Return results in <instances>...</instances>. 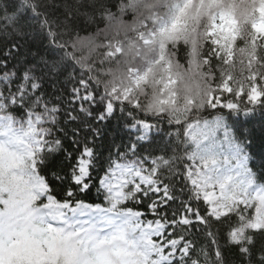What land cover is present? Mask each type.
Returning a JSON list of instances; mask_svg holds the SVG:
<instances>
[{
  "label": "trees",
  "instance_id": "1",
  "mask_svg": "<svg viewBox=\"0 0 264 264\" xmlns=\"http://www.w3.org/2000/svg\"><path fill=\"white\" fill-rule=\"evenodd\" d=\"M117 3L118 0H0V65L6 63L0 69V115L26 123L22 111L13 107L19 102L18 96L14 99L13 71L17 78H23V71L27 70L30 82L33 79L41 84L56 82V88L71 87L83 80L93 91L104 93L108 98L109 93L88 66L91 62L87 61L84 51L97 38L105 39L106 17L116 11ZM238 3L250 7L238 11ZM262 9L264 0H232V6L225 10L236 20L235 31L227 40L231 41L229 60H234V48L245 45L240 24H248L252 33L247 52L250 86L236 91L229 83L232 77L228 76L215 95L224 104L235 101L239 108L227 110L210 105L181 122L141 112L126 100L111 96L117 103L115 110L108 113L106 106L104 113L96 114V124L83 126L84 133L92 132L97 139H106L111 151L104 154L102 167L94 163L87 190L69 185L75 191V196L69 198L68 187L53 185L56 200L108 209L112 201L103 185L114 167L129 163L146 167L147 161L154 167L152 175L158 182L168 185L172 197L168 201L170 214L179 219L184 207L193 204V214L181 218L189 223H177L171 237L180 240L187 250L186 257L172 264H264V226L254 227L256 209L238 207L221 217L213 216L203 200L194 199L187 174L194 165L204 167V160L208 165L226 159L236 162L244 157L251 184L264 190V101L255 105L247 100L253 87L264 92V72L258 71L264 66V41L256 38L252 28ZM126 19L132 17L129 15ZM13 48L17 50L12 51ZM185 54L186 49L181 45L178 58L184 61ZM210 62L213 66L219 63L217 55H212ZM100 67V63L95 65ZM226 84L232 93L224 96ZM241 90L244 95L236 98ZM142 125L148 127V132ZM75 130L74 125L72 131ZM92 139L88 137L90 142ZM133 195L128 194L121 208L143 215L147 203L133 200ZM195 208L200 210L202 221L194 214Z\"/></svg>",
  "mask_w": 264,
  "mask_h": 264
},
{
  "label": "clouds",
  "instance_id": "2",
  "mask_svg": "<svg viewBox=\"0 0 264 264\" xmlns=\"http://www.w3.org/2000/svg\"><path fill=\"white\" fill-rule=\"evenodd\" d=\"M231 6L232 0H118L116 11L106 17L105 39L97 38L84 51L88 66L114 99L125 101L127 96L126 102L138 104L141 112L183 122L210 106V97L219 94L228 76L236 91L250 86V26L240 24L245 45L234 48V60L228 59L231 41L213 31V19L219 23L220 14ZM236 6L238 11L250 7ZM129 15L131 20L126 19ZM181 45L186 49L184 61L178 58ZM212 55L219 61L215 66ZM97 63L100 68H95ZM258 71L264 72V66ZM10 150L20 151L16 145ZM16 164L0 155V238H26L44 253L51 251L48 259H58L59 264H100L105 252L113 260L123 258L124 253L114 251V229L97 231L37 211L43 198L36 199L38 194L20 179L24 173Z\"/></svg>",
  "mask_w": 264,
  "mask_h": 264
},
{
  "label": "snow or ice",
  "instance_id": "3",
  "mask_svg": "<svg viewBox=\"0 0 264 264\" xmlns=\"http://www.w3.org/2000/svg\"><path fill=\"white\" fill-rule=\"evenodd\" d=\"M261 11L264 12V9ZM119 51L117 48L116 52ZM5 67L6 63L0 65V69ZM23 73V78H17V73L12 72L15 81L14 99L17 96L19 98V102L13 107L22 111L27 126L16 127L11 120L7 125L0 124V155L5 159H15L16 166L24 173L20 179L33 193L38 194L36 199L43 198L36 208L37 211L65 219L68 218V213H75L85 206L79 202L76 204L58 202L53 195V185L68 187L66 195L69 198L75 196L73 187L69 185L80 190L88 189L94 163L102 167L104 163L102 158L106 152L111 151V148L106 139H97L92 132L84 133L83 126L86 123L96 124V114L104 113L106 106L110 111H114L117 103L112 101L110 94L105 98L104 93L93 91L83 80L71 87L65 85L56 88V82L41 84L35 79L30 82L28 71L25 70ZM145 79L146 77H140V80ZM223 91L232 93L227 84ZM243 95L244 92L241 90L236 93V98ZM247 100L253 104L264 101V92L258 87H253ZM209 102L212 106H218L220 97L211 96ZM220 106L229 109L239 108L235 101ZM134 107L138 108L139 105ZM74 125L76 130L72 131ZM89 136L93 137L91 142L88 140ZM12 145H16L20 151L12 152L10 150ZM145 165L146 167L139 169L132 168L127 174L117 166L106 178L112 201L110 211L123 203L130 193L134 194L133 200L138 199L141 204L147 203V211L143 215L138 211L127 216L121 214L123 218L110 217L104 222L107 228L115 230L114 251H120L124 256L113 260L108 253H101L103 259L100 264H144L142 259L144 253L140 251L142 246L163 244L165 238H169V245L179 243L180 240L171 238L172 232L177 223H189L187 219L181 218L193 214V204L188 203L184 207L179 219L176 215L170 214L168 201L172 197L168 193V185L161 184L156 176L152 175L154 168L152 164L145 161ZM204 167H207V163ZM187 174L194 190V199L203 200L210 212V202L215 199V194L209 191L213 187L209 178L205 176L203 169L196 167L188 169ZM226 183L228 181L220 184L221 189ZM257 199L264 203V197ZM87 210L91 211V208ZM194 214L202 221L198 208H195ZM146 216L150 219L145 220ZM117 241L119 243H115ZM121 244L124 247L121 248ZM50 254L51 251L46 254L23 237L9 238L7 241L0 238V264H59L58 259H48ZM72 264L78 262L72 261Z\"/></svg>",
  "mask_w": 264,
  "mask_h": 264
},
{
  "label": "rangeland",
  "instance_id": "4",
  "mask_svg": "<svg viewBox=\"0 0 264 264\" xmlns=\"http://www.w3.org/2000/svg\"><path fill=\"white\" fill-rule=\"evenodd\" d=\"M214 2H218V0H214ZM216 20L217 18L213 19V31L219 32L221 34V39L227 41L229 35H232L235 31L236 20L230 15V13L225 11H223L218 17L219 23H217ZM252 28L255 32L256 38L260 41H264V12L261 10L259 11L258 19L253 23ZM216 43L220 44L221 41L218 40ZM231 56L232 55L228 52V57L231 58ZM223 92L225 93L224 96L230 94L227 91ZM231 102L232 101L226 102V104ZM223 104L224 103L220 100V105ZM254 104L257 105L258 103ZM220 105H218V107H221ZM225 108L227 110H236L227 107ZM111 112L112 111L108 109V113ZM9 120H11L16 127L27 126L26 123L23 124L13 118L0 115V124L7 125ZM142 127L145 132H148V127L146 125H142ZM204 161L207 163V160ZM117 166L124 170L125 174H127L132 168L139 169L132 163L123 165L118 164L115 167ZM115 167L113 171L115 170ZM193 167L203 169L205 176L209 178L210 183L213 185V187L209 189V191L215 194V199L210 202V212L213 216L221 217L226 215L230 210L237 209L238 207H254L256 209L254 227L259 229L264 226V203H262L260 199H257V197H264V190L256 189L251 184L250 172L247 169V163L244 157L236 162L229 159L221 162H213L212 164H208L206 168L199 167L198 165H194ZM225 181H228V183H226L224 188L221 189L220 184ZM103 187L110 196L106 181L104 182ZM123 203L118 204L117 208L113 211H110L111 205L108 209L91 208V211L87 210L88 207H84L75 213H68V218L77 224L90 225L97 231H103L107 228V225L104 222L108 220V218L117 216L123 218V216L133 213L122 209L121 207ZM105 213L107 215H105ZM121 214H123V216H121ZM129 238H131V236ZM140 251L144 253L142 257L144 264H172L176 261L180 262L187 254L186 248H184L180 242L169 245L168 238H165L163 244L156 243L153 246H142Z\"/></svg>",
  "mask_w": 264,
  "mask_h": 264
}]
</instances>
